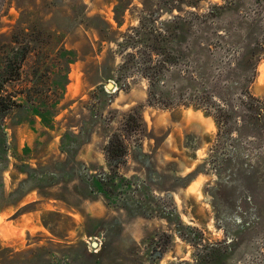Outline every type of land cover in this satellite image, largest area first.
Segmentation results:
<instances>
[{
  "label": "rangeland",
  "instance_id": "rangeland-1",
  "mask_svg": "<svg viewBox=\"0 0 264 264\" xmlns=\"http://www.w3.org/2000/svg\"><path fill=\"white\" fill-rule=\"evenodd\" d=\"M173 17L198 48L166 70L163 105L137 68L122 75L134 50L119 43ZM17 58L0 264H264V118L250 119V97L264 105V0H0V71Z\"/></svg>",
  "mask_w": 264,
  "mask_h": 264
},
{
  "label": "trees",
  "instance_id": "trees-1",
  "mask_svg": "<svg viewBox=\"0 0 264 264\" xmlns=\"http://www.w3.org/2000/svg\"><path fill=\"white\" fill-rule=\"evenodd\" d=\"M219 9V7H211L205 17L210 18L217 15ZM193 28L192 22L182 17H173L170 21L162 23L161 28L152 27L142 20L141 25L132 29V34H126L124 36L125 41L119 43V47L124 50H134V52L126 55L120 67L122 75L127 77L132 68H137L142 77L149 82L148 95L150 102H161L163 105H169L166 99L170 97V94L159 89V83H164L166 70H169L178 59H185L198 48V45L191 41V36L194 35ZM257 53L260 52L256 49L247 51L238 66H242L245 72H255L259 61L256 57ZM155 56L159 58L157 61ZM24 62V58H17L14 65L9 61L3 67V71H0V151H4L5 159L3 158V161H6L5 153L8 149L3 115L19 105L18 101L14 100L16 97L6 96V86L20 79ZM121 80L122 76L117 80L120 86L119 90L128 89L130 84L127 83V80L125 83H121ZM101 90L103 91V88ZM103 95L108 99L110 98L109 94H105L104 91ZM250 99L252 101L250 119L261 122L262 118H264V105H261L262 103L257 99L251 97ZM190 101L189 103L192 104ZM256 105H260V107H256ZM126 151L127 148L124 145V141L120 136L115 135L110 141L107 150L108 157L112 165H114L113 167L118 168L122 164V158L125 156ZM112 172L111 175L103 174L92 179V184L96 182L94 187L96 192H100L102 185L110 182L118 174L115 171ZM2 198L5 199L3 196ZM2 204L0 203V206H3ZM195 260L199 264V258H195Z\"/></svg>",
  "mask_w": 264,
  "mask_h": 264
},
{
  "label": "water",
  "instance_id": "water-1",
  "mask_svg": "<svg viewBox=\"0 0 264 264\" xmlns=\"http://www.w3.org/2000/svg\"><path fill=\"white\" fill-rule=\"evenodd\" d=\"M114 86L115 85L110 82V83L107 84V87H108L107 89L113 90L114 89ZM93 247H97V243H93Z\"/></svg>",
  "mask_w": 264,
  "mask_h": 264
},
{
  "label": "bare ground",
  "instance_id": "bare-ground-1",
  "mask_svg": "<svg viewBox=\"0 0 264 264\" xmlns=\"http://www.w3.org/2000/svg\"><path fill=\"white\" fill-rule=\"evenodd\" d=\"M111 83H113V82H111ZM114 84V83H113ZM115 85V84H114ZM118 89H117V87L116 86H114V89L113 90H109V89H107V91H109V92H116Z\"/></svg>",
  "mask_w": 264,
  "mask_h": 264
}]
</instances>
